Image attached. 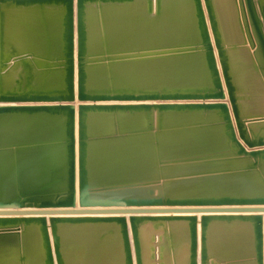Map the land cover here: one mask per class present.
I'll return each instance as SVG.
<instances>
[{
	"label": "water",
	"instance_id": "1",
	"mask_svg": "<svg viewBox=\"0 0 264 264\" xmlns=\"http://www.w3.org/2000/svg\"><path fill=\"white\" fill-rule=\"evenodd\" d=\"M74 5L0 0V264H264V0Z\"/></svg>",
	"mask_w": 264,
	"mask_h": 264
},
{
	"label": "crops",
	"instance_id": "2",
	"mask_svg": "<svg viewBox=\"0 0 264 264\" xmlns=\"http://www.w3.org/2000/svg\"><path fill=\"white\" fill-rule=\"evenodd\" d=\"M137 40H142V38H138ZM199 217V222H200V218H201V215H198ZM263 218H264V214H263ZM264 222V220H263ZM198 229H199V234H200V224L198 226ZM263 230H264V226H263ZM213 231L214 233L216 234L215 235V241H214V249H215V264H234L235 262V252L234 250L236 249V245L238 246V240L239 239V231L240 229H236L234 225H231V226H227V225H219V226H215L214 225V228H213ZM219 239L221 241H219ZM219 242H220V245H219ZM219 246L221 247V251L224 250V254L223 253H219ZM234 248V250H233ZM226 249H229V250H233V253H231L230 251L229 252H226L225 250ZM225 253H228V254H233L232 255V261L228 259V257L225 255ZM231 257V256H230ZM229 257V258H230Z\"/></svg>",
	"mask_w": 264,
	"mask_h": 264
},
{
	"label": "rangeland",
	"instance_id": "3",
	"mask_svg": "<svg viewBox=\"0 0 264 264\" xmlns=\"http://www.w3.org/2000/svg\"><path fill=\"white\" fill-rule=\"evenodd\" d=\"M76 5H77V0H75V5H74V7H75V15H76ZM75 18H76V16H75ZM76 20V19H75ZM75 36H76V21H75ZM133 42H136V43H133ZM141 44V42L140 41H137V40H128V41H123V43H121V46L123 45V46H125V48H127V47H130V46H139ZM75 45L77 46V41L75 42ZM75 46V47H76ZM76 84H77V79H76ZM77 86V85H76Z\"/></svg>",
	"mask_w": 264,
	"mask_h": 264
}]
</instances>
